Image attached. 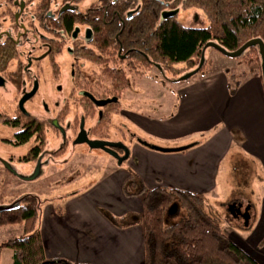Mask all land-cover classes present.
<instances>
[{"label": "flooded vegetation", "instance_id": "obj_1", "mask_svg": "<svg viewBox=\"0 0 264 264\" xmlns=\"http://www.w3.org/2000/svg\"><path fill=\"white\" fill-rule=\"evenodd\" d=\"M123 1L0 0V204L21 197L19 208L34 203L41 214L49 205L78 193L73 179L66 178L72 167L65 170L75 155L81 161L104 153L118 164L116 153L121 157L126 152L110 143H122L130 150L131 140L140 144L142 138L127 123L118 128L115 118L119 114L130 120L120 107L122 97L115 94L114 74L117 62L127 65L132 53L120 42L126 21L142 9V0L124 10L118 7ZM159 1L166 6L163 13L173 11L177 16L189 3ZM107 32L112 45L106 57L95 42ZM94 53L107 58L97 65L108 69L109 84L100 78L92 81L84 72L95 65L87 58ZM127 86L128 90L129 82ZM83 130L89 140L105 142L106 149L76 143ZM52 170L55 175H49ZM5 181L23 191L4 200Z\"/></svg>", "mask_w": 264, "mask_h": 264}, {"label": "crops", "instance_id": "obj_2", "mask_svg": "<svg viewBox=\"0 0 264 264\" xmlns=\"http://www.w3.org/2000/svg\"><path fill=\"white\" fill-rule=\"evenodd\" d=\"M142 79L137 78L131 84L129 89L134 93H126L125 105L120 100V107L129 113L130 125L141 134L133 133L132 128L130 131L152 144L180 147L195 143V146L185 151L164 153L131 140L129 161L115 165L118 169H125L128 164V171L117 172L110 178L104 175L86 184L85 188L78 187L76 195L67 197L57 207L49 205L39 213V229L47 259H62L73 264H144L143 196H127L123 190L131 173L137 175L149 190L163 185L202 194L206 203L215 199L220 203L218 179H225L229 168L227 166L222 171V165L235 146L245 155L262 162L264 126L257 121L264 118V94L240 92L232 96L229 78L225 74L206 73L177 92L178 101L171 117H147L142 114V108L154 109L157 114L165 113L167 108L164 102L155 107L156 103L148 97L136 100L137 92L143 94L146 91ZM229 111L235 121L231 126L227 122ZM251 114H254L253 120ZM117 117L119 114L115 115ZM170 118H173V124ZM155 124L160 125L157 132L151 128ZM248 144L252 145L251 149L246 147ZM251 194L259 197L261 210L258 213L262 215L256 216L249 239L262 243L264 191L255 190L253 186ZM242 197L244 199H233L229 204L224 200L221 202L226 207L231 204L241 206L243 212L249 208L250 216L254 202L247 196ZM133 212L141 215L138 223H122ZM231 238L262 264L261 256L251 251L242 240Z\"/></svg>", "mask_w": 264, "mask_h": 264}, {"label": "trees", "instance_id": "obj_3", "mask_svg": "<svg viewBox=\"0 0 264 264\" xmlns=\"http://www.w3.org/2000/svg\"><path fill=\"white\" fill-rule=\"evenodd\" d=\"M139 2L124 0L118 7L123 6L124 10L131 5L135 8ZM141 2V11L126 21L120 36L121 44L132 49L126 61L132 72L149 69L155 63L166 67L185 63L194 67L209 41L234 51L250 39L261 37L264 40V0H189L183 8L197 7L203 11L208 19L203 27L184 25L177 15L162 20L165 5L159 0ZM115 29L120 30L118 25ZM109 34H103L95 42L106 57L112 45ZM106 57L97 56V53L87 56L96 63ZM104 71L110 75L108 69ZM114 76L119 94L128 87V79L119 69ZM123 190L127 196H143L144 264H259L251 253L224 233L216 218L206 212L202 194L163 185L149 190L134 173L125 180ZM177 205L183 210V218L167 223L170 210ZM39 218L34 203L0 215V226L20 225L23 229L21 236L0 244V248L12 249L11 264H73L62 259H47Z\"/></svg>", "mask_w": 264, "mask_h": 264}, {"label": "rangeland", "instance_id": "obj_4", "mask_svg": "<svg viewBox=\"0 0 264 264\" xmlns=\"http://www.w3.org/2000/svg\"><path fill=\"white\" fill-rule=\"evenodd\" d=\"M179 18L182 23L187 26L203 27L206 26L208 23V19L205 16L204 12L198 9L197 7H195V9L194 7L184 8ZM198 64L194 67H191L189 64L185 63H179L167 67L161 64L166 71V76H164L160 71L153 67H150L146 70H141L140 72H132L127 67V65L121 67L117 62L118 69H122L125 73V76L127 77L129 82V86L133 84L134 80L144 76L141 84L146 89V91L143 94L141 92H137V95H134L136 100L141 101V97H148L152 103H156L155 107L162 104V102L165 103L167 110L163 114H157L156 110L154 109L151 110L150 108H142V114L147 117H171V112L174 111V106H176V102L178 101L177 92L180 89H183L184 86L189 84L190 81L196 80L200 76L205 75L206 73L225 74V76L229 78L230 94L232 96L238 95L240 94V92H244V94H246L256 93L259 91V93H261L262 95L264 94L261 60L258 50L256 48H251L245 53L244 56L240 58L228 57L214 48H209L206 52V64L201 72L186 81H174L175 79L183 75L185 72L196 68ZM104 70L105 69L95 63V65H89L86 69H84V72L86 73V76L89 77V79H91L92 81H96V79L100 78L106 80V84H109L110 79L108 77H110V75L108 76V74H106ZM114 84L116 86V81ZM138 86H135L134 88L137 89ZM132 92L133 91H131L130 89H126L118 94V91L116 90L115 94H118L120 97H122V103H124L125 105V101L127 100L125 97L126 93L130 94ZM229 113L231 112L229 111L227 113V122L231 126L232 123H234L235 121L234 118L229 115ZM253 115L254 114H251L250 116L251 120H253ZM117 118L118 119L116 120L118 123V128L119 126L126 124L121 116ZM169 121L173 124V118H170ZM257 122L264 126V118H259V121ZM127 125H130V121L127 123ZM131 128L133 129V133H140L130 125L129 129ZM151 128L154 129V132H157L160 129V125L155 124ZM171 130L175 131V129ZM164 132L165 131L163 130L162 133ZM166 143L170 144V142ZM155 145L161 146V144ZM246 147L248 149H251L252 145L248 144L246 145ZM98 154H95L89 157L88 159L81 161L78 158L79 155H75L72 160L74 161V163L71 162L68 166H65V170L69 169V167H72L69 173H67L66 178H69L70 181L71 179H73V188L76 189L81 186H84L85 188L86 184H90L93 181L95 182L101 179V177L104 175H109L107 176V178H110L116 176L117 172H125L129 170L128 164H126L127 167L125 169H118L117 167H115L117 163H115L114 160H108L107 158H105L104 153ZM261 158L263 160L260 163L258 160L242 153V151H240V148L237 149V146H235V149L232 150L226 162H224V164L222 165V171H224V168L227 166L229 168L226 171L225 179L222 180L221 177H219L218 179L217 192L220 194V203L218 202L219 200L216 199L213 201L211 200L208 203L205 202V210L208 214H210L220 222L224 233H226L230 237H234L235 239L242 240L251 251L256 253V255L261 256V263L264 264V240L262 241V243H257V241L255 242L252 241L251 238L249 239L250 232L254 230L253 227L255 226V219H257L256 216L262 215L261 213H258V211L261 210V206H259L258 203L259 197L252 196L251 194L253 186L255 190H260L262 193L264 191V155H262ZM107 161H109V163ZM72 163L74 166L71 165ZM89 165L91 167H89ZM51 173L52 175H55V170H52L49 175ZM1 187V198L6 201H9L10 199L14 198L23 191V189L13 186L12 184H7L6 181ZM242 196H247L250 200H253L254 202L252 204L253 208L251 209L252 214H250V220L245 226H242L236 219H234V217H232L230 211L228 210L229 206L226 207L223 204L224 202H221L222 200H224L227 204H229L231 203V201H234L233 199H244ZM58 203L60 202L58 201L57 203H55L56 207L58 206ZM182 212V208H180L178 205L173 207V211L169 213L170 216L167 217V223H174L180 221L183 218ZM140 216L141 215L139 212L130 213L127 219L122 220V223H138V221L140 220ZM22 232L23 229L20 225L0 226V244L14 237L21 236ZM12 259L13 251L10 247L0 248V264H11Z\"/></svg>", "mask_w": 264, "mask_h": 264}, {"label": "water", "instance_id": "obj_5", "mask_svg": "<svg viewBox=\"0 0 264 264\" xmlns=\"http://www.w3.org/2000/svg\"><path fill=\"white\" fill-rule=\"evenodd\" d=\"M173 15H176V13L173 11L164 12L162 14V20L170 16H173ZM209 48H214L220 51L222 54L228 57H232V58H240L244 56L245 53L249 49L256 48L258 50L260 60H261L262 82L264 86V40L261 37H256V38L248 40L239 49L234 50V51L227 49L226 47H224L223 45H221L220 43L216 41H209L208 43H206V45L202 49V54H201V58H200L198 66L190 71L185 72L183 75H181L179 78L175 79L174 81H186L192 78L193 76H195L196 74H198L206 64V52ZM154 65L161 71V73L164 76H166V71L161 64L155 63ZM84 133L85 131L83 130L79 138L76 140V143L87 142L92 148H99V147L105 148V145H106L105 142L89 140L87 137L84 136ZM138 142L147 148H150L152 150L159 151V152H164V153L185 151L195 146V143H194V144H189V145L180 146V147H161V146L152 144L143 139H138ZM109 145H112L117 148H123L126 152L125 155L121 157L116 153V157L118 159V165H122L125 161H127L130 158L131 150L126 146L124 147L122 143H110ZM22 200L23 198L20 197L10 204H0V215L5 211H12V210L19 208L21 206ZM228 210L230 211L234 219H236L242 226H245L250 219L249 208H246L245 211L243 212L241 206L231 204L229 205ZM172 211H173V208L170 210V213Z\"/></svg>", "mask_w": 264, "mask_h": 264}]
</instances>
